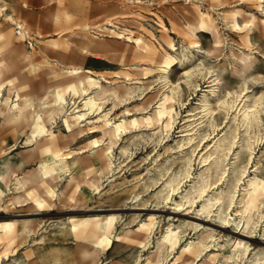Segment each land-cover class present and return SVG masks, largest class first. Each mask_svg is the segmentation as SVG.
<instances>
[{
	"label": "rangeland",
	"instance_id": "1",
	"mask_svg": "<svg viewBox=\"0 0 264 264\" xmlns=\"http://www.w3.org/2000/svg\"><path fill=\"white\" fill-rule=\"evenodd\" d=\"M138 9L149 16L142 22L145 30L138 29L134 17L121 18V24L117 23L132 34L127 31L123 35L105 33L100 36L96 29L89 28L103 23L108 15ZM233 12L238 14L240 28L230 22L229 15ZM201 13L209 14L218 24L223 37L221 46L215 47L210 29L197 30L196 37L187 30L186 24H195ZM9 17L15 18L18 24H11ZM23 28L28 29L30 35L26 41L19 34ZM0 34V48L6 55L16 49L32 54V62H23L22 54L18 52L16 62L26 74L24 81L30 84L35 97L42 96L49 86L56 84L51 71L57 61L61 66L89 69L94 75L105 77L112 86L123 80L124 71L139 78L134 81L139 80L143 88L116 106L107 94L105 80H101V87L93 90V95L105 102L104 109L110 110V117L115 120L133 118L136 115L134 106L157 93L163 82L158 80L161 71L156 62L164 51L176 57L168 77L179 83L176 94L178 114L168 135H162L164 139L152 138L150 128L145 126L132 128L119 137L105 136V144L111 146L109 153L116 165L113 173L99 171L90 160V151L85 148L90 139L103 136L101 130L70 134L63 126V113L57 115V123L47 121V126L58 135L56 147L67 146L66 153L72 155L68 161H76L72 169L76 181L67 186L69 171L56 177L52 185L57 195L44 207H36L30 200L7 206V197L3 198L0 222H15L18 236L12 245L0 247L1 264H10L14 259L24 264H152L148 257L169 224L181 226L182 239L173 250L166 252L162 264H177V257L181 264H200V257L182 253V249L188 241L197 240L198 234L206 229L214 230L218 242L238 238L244 239L249 246V259L231 260L228 257L230 249H227L219 252L215 264H264V222L245 231L249 237L242 238L233 233L242 232L241 227L232 221L223 223L214 212L199 211V202H181L174 195L180 203L177 206L158 193L168 176L182 166L178 144L186 129L202 123L193 143L199 144V150L193 156L192 172L195 175L203 169L201 148L204 143H211L217 133L234 128L233 113L227 115L225 110L218 109L215 98L223 97L227 91L245 92L249 96L264 94V0H0ZM138 34L144 40L140 48L133 41ZM196 40L200 42L199 50L193 45ZM233 51L251 54L250 71L241 73ZM63 69L60 67L58 71L65 72ZM187 69H193L189 83L183 76ZM242 76L247 77L246 83ZM67 97L70 100L71 97ZM206 99L215 109L212 117L205 116ZM157 100L153 99L148 109L156 105ZM262 117L261 140L255 148L256 156H260L257 165L260 178H264V114ZM242 130L240 128L239 142ZM29 135L28 131L19 137L11 130L0 129V172L11 169L22 175L38 167L40 156L30 152L34 142L26 143ZM202 137L205 142L201 141ZM186 147L184 152L190 150ZM249 173L254 174L253 168H249ZM94 177H100L101 186L92 194H82L81 190L75 189L79 181ZM217 178L214 176L212 181ZM222 182L216 184L220 187ZM188 184L185 182L184 186ZM108 217H114L116 223L113 243L105 250H99L95 258H85L82 249L93 250V239L90 234L75 235L72 223L103 221ZM149 218H155L156 227L145 245L125 235L126 230L137 229ZM25 229L30 232L25 233ZM212 246V252L217 250Z\"/></svg>",
	"mask_w": 264,
	"mask_h": 264
},
{
	"label": "bare ground",
	"instance_id": "2",
	"mask_svg": "<svg viewBox=\"0 0 264 264\" xmlns=\"http://www.w3.org/2000/svg\"><path fill=\"white\" fill-rule=\"evenodd\" d=\"M229 16L231 24L240 28L238 14L233 12ZM127 17L136 18L138 29L145 30L142 22L149 16L142 9L128 10L120 15L118 13L108 15L103 23L89 28L96 29L97 35L100 36L105 33L123 35L129 30L121 29L118 24L123 21L121 18L127 19ZM224 18L227 20L226 17ZM9 19L11 24H18L15 18L9 17ZM128 23L130 24V22ZM131 25L133 24L131 23ZM186 28L193 37L197 36V30L203 32L204 29H210L215 47L217 48L223 43L218 24L209 14L201 13L197 22L195 24L187 23ZM132 33L129 31V34ZM19 34L24 41L30 38L26 28H23ZM133 41L137 48H140L144 42L142 35L139 34L134 37ZM246 42L249 43V38L246 39ZM29 44L33 46L31 40H29ZM199 44V40L193 42L194 47L198 50ZM54 47L59 48L58 44H54ZM18 52L20 51L16 49L6 55L5 51L0 48V129L11 130L19 137L29 131L30 135L27 136L26 143L34 142V147L30 152L37 153L40 159L38 167L34 171L25 172L22 175L16 174L11 169L7 172H0V202L4 197H7V206L30 200L34 206L44 207L51 203L53 197L57 195L52 185V181L56 177H61L64 172L69 171L67 186H71L76 181V177L72 173L76 161L71 163L68 161L72 155L70 152L66 153L69 150L67 146L56 147L58 135L53 132L52 127L47 126V121H51L53 124L57 123L58 114L63 113L61 117L63 126L70 134L76 131L82 133L90 129L101 130L103 136L90 139L85 148L90 151L91 162L98 167L99 171L106 174L113 173L116 167L114 158L109 153L111 146L105 144L106 135L111 134L119 137L132 128L145 126L150 128L152 138L162 140L164 139L162 135L165 133L168 135L176 121L178 114L176 94L179 83L172 82L168 77V70L174 65L176 59L168 51H164L161 54V59L156 62L161 71L158 80L163 82L156 90L157 93L146 102L134 106L133 111H136V115L133 118L122 117L119 120L110 117V110L104 109L105 102L98 100L93 95V90L101 87V80H105L107 94L114 99V106L122 103L132 97L137 90L143 88L139 80L134 81L139 78H133L129 71H124L123 80L112 86L105 77L96 76L89 69L61 66L57 61L51 71L56 84L53 86H49V84L42 96L35 97L30 91V84L24 81L26 74L22 73L20 64L16 62ZM20 53L23 62H32V54ZM232 55L241 66V73L250 71L253 62L250 53L233 51ZM60 67L66 71H58ZM192 75L193 69L184 71L183 76L187 78L186 83H189L188 79ZM242 78L246 83L247 77L242 76ZM67 95L71 97L70 100ZM73 96H77V98L73 99ZM155 98H158L156 105L148 109V105ZM215 101L218 109L225 110L227 115L230 112L233 113L231 120L235 124L234 128L229 132L217 133L212 141L209 140L211 143H204V147L201 148V168L203 169L195 175L192 172L193 156L199 150V144L193 143L202 123L186 129L181 134V142L178 144L180 153H182V166L168 176L158 193L165 200L172 201L177 206L180 203L175 200L174 195H177L181 202L183 200L192 204L199 202V211L214 212L217 219L225 224L232 221L236 226L241 227L242 231H233V233L247 238L249 236L244 234L245 231L264 222V178L257 175L260 156L255 154V148L261 140L264 94L249 96L245 92L227 91L223 97L215 98ZM204 102L205 116L212 117L215 109L209 100L206 99ZM126 112L129 113L130 110H126ZM240 128H243L241 142L237 140L241 132ZM204 138H201L202 142H205ZM185 145H187L186 148H190L188 152L183 151ZM231 155L232 158H229ZM249 168H253V175H250ZM214 176L218 178L213 182ZM217 181H223L222 186L219 187L216 184ZM185 182H189V184L184 186ZM100 186V177H94L79 181L75 189L81 190L82 194H92ZM114 220V217H108L103 221L72 223V231L75 235L90 234L93 239V250L82 249V255L85 258H95L99 250H105L113 243L116 230ZM155 227V218H149L147 221L141 222L137 229L126 230L125 235L132 236L139 243L145 245L150 240ZM221 227L226 228L228 225H221ZM24 232L29 233L30 230L25 229ZM181 235V226L169 224L157 238L155 249L148 257L152 264H162L166 259V252L169 249L173 250L180 243ZM17 236L18 230L15 222H0L1 248L15 243ZM212 245L216 246L217 250L212 252ZM227 249H230L228 257L231 260L249 259V246L244 239L235 238L232 241L226 238L218 242L213 229H206L198 234L197 240L188 241L184 245L182 253L200 257L202 259L200 264H215L219 252ZM178 259L179 257L175 262L178 261L177 264H181ZM10 264L24 263L14 259Z\"/></svg>",
	"mask_w": 264,
	"mask_h": 264
}]
</instances>
